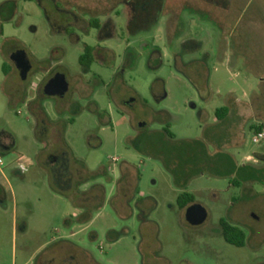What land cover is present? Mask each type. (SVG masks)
<instances>
[{
  "label": "rangeland",
  "instance_id": "1",
  "mask_svg": "<svg viewBox=\"0 0 264 264\" xmlns=\"http://www.w3.org/2000/svg\"><path fill=\"white\" fill-rule=\"evenodd\" d=\"M56 72L68 91L46 96ZM257 127L264 0H0V264H264ZM183 187L206 209L200 225L177 206ZM68 195L91 216L68 240L91 260L61 242Z\"/></svg>",
  "mask_w": 264,
  "mask_h": 264
},
{
  "label": "water",
  "instance_id": "2",
  "mask_svg": "<svg viewBox=\"0 0 264 264\" xmlns=\"http://www.w3.org/2000/svg\"><path fill=\"white\" fill-rule=\"evenodd\" d=\"M9 60L17 69L21 79H25L27 72L31 68V63L24 49H17L9 54ZM68 81L62 72H56L43 85L42 93L46 96L63 97L68 91ZM142 124H139L141 126ZM185 220L192 226L200 225L207 216L206 209L198 204L192 203L185 208Z\"/></svg>",
  "mask_w": 264,
  "mask_h": 264
},
{
  "label": "trees",
  "instance_id": "3",
  "mask_svg": "<svg viewBox=\"0 0 264 264\" xmlns=\"http://www.w3.org/2000/svg\"><path fill=\"white\" fill-rule=\"evenodd\" d=\"M93 48L91 46H85L83 54L79 56L78 62L81 65L82 68L88 70L90 64L95 60L93 57ZM9 69V66L6 64H3L2 70L5 74H7ZM227 108H220L215 111V115L218 118V120L224 119V117L227 115ZM261 127H257V130H260ZM165 132L170 136L171 133L168 130H165ZM183 191H181L176 198V203L179 209L185 210L187 206L194 203V197L192 194L185 191L186 188H182ZM220 231L223 239L230 245L236 246V247H243L245 244L246 235L245 232L238 226L231 225L228 221L225 219H220L219 221Z\"/></svg>",
  "mask_w": 264,
  "mask_h": 264
},
{
  "label": "crops",
  "instance_id": "4",
  "mask_svg": "<svg viewBox=\"0 0 264 264\" xmlns=\"http://www.w3.org/2000/svg\"><path fill=\"white\" fill-rule=\"evenodd\" d=\"M50 158L51 159L54 158V160H51L50 161V164L51 165L54 164V163H56L57 156H54L53 155ZM57 191L63 193V191H61V190H57ZM67 197L71 200V202L73 203V206H74L75 210H77V211L73 212V216H72V214L70 215L72 217L71 218L72 219L71 223H73V224H71L69 221H66L65 222V225L67 227H69L68 229H66V231L69 232L68 233L69 236L62 238L61 242H64V243H67L68 242V244H71L73 246V247L68 246L70 250H71V248H78V250H80V251L83 252V255H84V257H86V259L91 260V255H90L88 249L84 248L83 246L73 245V243L70 240H68L70 237H72V236L75 235V231L72 230L73 229V225L83 226L86 223H88L89 221H91L90 220L91 219V216H90V214L88 212V209H87L88 207H86L85 208L86 210H84V208L81 205L79 206V205L75 204V201L72 199V196L71 195H68ZM59 238H61V237H59ZM67 258L68 259L71 258V255H68Z\"/></svg>",
  "mask_w": 264,
  "mask_h": 264
},
{
  "label": "built area",
  "instance_id": "5",
  "mask_svg": "<svg viewBox=\"0 0 264 264\" xmlns=\"http://www.w3.org/2000/svg\"><path fill=\"white\" fill-rule=\"evenodd\" d=\"M263 139H264V129L262 128V129L257 130L253 133L251 141L253 143H259ZM20 163H21V165H20L21 170L22 171L26 170V167L24 166V164L21 161H20ZM3 165H4V161H3V158L0 154V174H2Z\"/></svg>",
  "mask_w": 264,
  "mask_h": 264
},
{
  "label": "flooded vegetation",
  "instance_id": "6",
  "mask_svg": "<svg viewBox=\"0 0 264 264\" xmlns=\"http://www.w3.org/2000/svg\"><path fill=\"white\" fill-rule=\"evenodd\" d=\"M66 78H67V77H66ZM67 81H68V79H67ZM49 160H50V161H51V160H54V158H52V159H51V158H49Z\"/></svg>",
  "mask_w": 264,
  "mask_h": 264
}]
</instances>
